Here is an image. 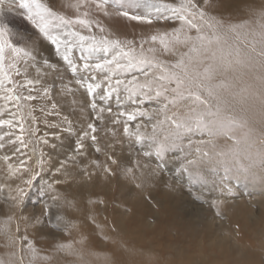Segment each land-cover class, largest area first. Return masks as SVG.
<instances>
[{
	"label": "snow or ice",
	"instance_id": "snow-or-ice-1",
	"mask_svg": "<svg viewBox=\"0 0 264 264\" xmlns=\"http://www.w3.org/2000/svg\"><path fill=\"white\" fill-rule=\"evenodd\" d=\"M63 7L72 14L46 0H0V149L13 148L0 156V264H91L88 257L99 255L86 235L72 237L77 224L64 214L78 210L75 198L62 190L74 179L73 168L84 181L93 175L90 168L105 179L119 173L141 193L171 174L186 180L190 192L199 189L194 198L221 218L224 200L206 199L205 192L233 196L229 182L243 179L250 196H264V2L239 0L232 11H221V0H69ZM10 14L35 33L18 31ZM113 18L172 26L122 39L103 22ZM36 33L54 47L57 63L40 55ZM53 73L61 96L71 95L76 104L83 90L88 99L81 101V112L85 104L90 109L78 129L68 117L48 125L76 136L74 148L59 161L39 147L55 149L47 137L59 139L56 131L40 136L30 153L23 151L33 144L24 136L25 125L36 122L30 102L43 100L48 114H58L55 84L47 82ZM101 131L110 136L103 149ZM125 141L136 149L127 162L114 155ZM90 149L105 160L85 163ZM33 187L43 206L39 216L25 214ZM89 219L100 239L113 245L103 264H151L138 259L144 250L123 239L116 223L106 231L95 215ZM46 223L69 239L39 247L30 229Z\"/></svg>",
	"mask_w": 264,
	"mask_h": 264
},
{
	"label": "rangeland",
	"instance_id": "rangeland-1",
	"mask_svg": "<svg viewBox=\"0 0 264 264\" xmlns=\"http://www.w3.org/2000/svg\"><path fill=\"white\" fill-rule=\"evenodd\" d=\"M46 2L53 5L55 10L72 14L71 9L63 7L69 0H46ZM238 2L239 0H221V11H232V6ZM254 2L259 5L264 0H254ZM9 19L18 31L28 34L35 33L30 24L15 14H10ZM103 22L122 39H138L141 35H149L157 29L165 31L172 26L167 21H154L152 25H141L135 21L116 18L104 19ZM34 38H38L40 55L49 59L50 62L57 63L58 58L54 47L43 41L38 33ZM68 79L69 76L65 75L64 81L67 82ZM47 82L55 84L53 95L59 101V107L56 109L58 114H48L51 109L43 100L30 102L35 109L33 116L36 122L29 121L25 125L24 136L26 140L31 138L33 144H29L28 149H23V151L30 153L40 136L46 132L56 131L59 139L47 137L51 143L57 145L55 149L43 145L39 147H43L45 153L59 161L74 148L76 136L67 131H61L59 128L53 129L48 125L62 124L63 118L68 117L73 121V126L78 129L81 124L86 125L88 122L90 109L85 104V111L81 112V101L88 99L83 90L76 93L77 103L73 104L71 95L61 96V81L56 79V74L49 75ZM112 107L115 112L117 109L114 101ZM41 108H46V111L42 112ZM27 111L26 108V119ZM109 126L111 127L110 121ZM32 129H38V131L35 136L29 137L28 132ZM15 131L19 134L18 128ZM119 134L122 136V128ZM98 136L103 149L110 140V136H106L103 131ZM135 151L136 149L130 148L128 142L125 141L123 145H116L114 155L121 161L127 162L130 153L133 157L135 156ZM12 152L13 148L6 145L4 149H0V156L11 155ZM89 153L85 163L91 159L101 162L105 160L103 153H95L92 149ZM17 158H21L19 153L12 162L15 163ZM141 160L143 161V157ZM2 164L3 162H0V166ZM115 167L113 165L114 169ZM89 170L93 172V175L90 180L84 181L79 175L80 169L73 168L74 179L63 185L62 190L67 192L70 199L75 198L77 202L78 210L69 209L64 213L77 224V228L72 231V237L78 239L81 235H86L89 239V246L99 254L88 257L92 264H103L104 257L110 255L113 248V245L100 239L99 230L89 219L92 215H95L98 223L106 231L113 223L119 224L121 227L118 226L124 232L121 237L135 247L143 249L145 256L142 259L151 260V264H179L181 262L185 264H245L239 257L244 249L249 250L253 255V260L249 264H264V196H250L248 193L251 188L243 179L240 181L232 179L229 182L233 188V196L229 197L226 194L222 196L218 190L211 193L205 192L206 199L224 200L221 205L224 217L221 218L217 216L216 209L194 198L199 189L190 192L186 180L178 181L171 174L166 175L163 182H158L155 187L141 193L125 181L119 173L105 179L104 174L98 169L90 168ZM149 193L153 197L152 201L145 199ZM37 199L36 187H33L30 198L26 201V215H41L43 206L37 202ZM99 200H103L104 203H89V201ZM125 207L131 208L132 211L125 212ZM180 207L185 211L188 219L178 218L177 212L180 211ZM236 225H239L238 230ZM30 233L37 238V245L44 249L50 248L57 241L69 239L63 233L49 227L47 223L43 227L30 229Z\"/></svg>",
	"mask_w": 264,
	"mask_h": 264
},
{
	"label": "bare ground",
	"instance_id": "bare-ground-1",
	"mask_svg": "<svg viewBox=\"0 0 264 264\" xmlns=\"http://www.w3.org/2000/svg\"><path fill=\"white\" fill-rule=\"evenodd\" d=\"M91 183V182H90ZM78 185V184H77ZM87 186H89V185H87ZM250 189V188H249ZM75 197H77V196H75ZM177 209V208H176ZM178 210V209H177ZM180 211L179 212H177L179 215H178V218L180 219V220H186V219H188V217L186 216V214H185V211L183 210V209H181V207H180V209H179ZM217 220V219H216ZM110 223V222H109ZM121 224V223H120ZM119 225V224H118ZM120 226V225H119ZM118 226V232H119V235L121 236L122 234H124V232H122V229L120 228ZM180 252V251H179ZM178 252V253H179ZM108 254V253H107ZM106 255V254H105ZM155 256V255H154ZM164 256V255H163ZM239 257L240 258H242V260H243V262L245 263V264H249V262H251L252 260H253V255H252V253H250L249 252V250H247V249H244V250H242V252H240V254H239ZM98 258V257H97ZM96 259V258H95ZM142 259V258H141ZM157 259H158V257H157ZM148 260V259H147ZM102 261V260H101ZM151 261V260H150ZM184 261V260H183ZM189 262V261H188ZM98 263V262H97ZM171 263V262H170ZM92 264V263H91ZM100 264V263H99ZM171 264H173V263H171ZM179 264H185V263H179Z\"/></svg>",
	"mask_w": 264,
	"mask_h": 264
}]
</instances>
